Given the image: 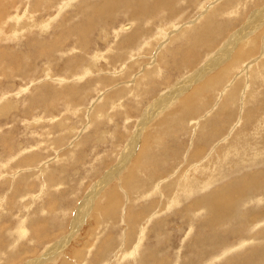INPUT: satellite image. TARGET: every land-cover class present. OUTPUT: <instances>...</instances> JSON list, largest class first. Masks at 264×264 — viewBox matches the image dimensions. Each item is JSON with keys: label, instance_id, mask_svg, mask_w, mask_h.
Listing matches in <instances>:
<instances>
[{"label": "rangeland", "instance_id": "obj_1", "mask_svg": "<svg viewBox=\"0 0 264 264\" xmlns=\"http://www.w3.org/2000/svg\"><path fill=\"white\" fill-rule=\"evenodd\" d=\"M155 1L0 0V264H264V0Z\"/></svg>", "mask_w": 264, "mask_h": 264}, {"label": "bare ground", "instance_id": "obj_2", "mask_svg": "<svg viewBox=\"0 0 264 264\" xmlns=\"http://www.w3.org/2000/svg\"><path fill=\"white\" fill-rule=\"evenodd\" d=\"M156 1H158V0H156ZM156 1H155V4H154V2H153V4L155 5V6H157V3H156ZM168 0H166V1H163V2H165L166 4L168 3L167 2ZM171 1V0H170ZM113 2V1H112ZM111 2V3H112ZM163 2L161 3V4H163ZM172 2V1H171ZM159 3H160V1H159ZM159 3H158V5H159ZM109 4V3H108ZM118 4V3H117ZM133 4V3H132ZM137 4H139V3H137ZM145 4V3H144ZM160 4V5H161ZM108 6V5H107ZM112 6V5H111ZM141 6V5H140ZM162 6V5H161ZM117 7V6H116ZM127 7V6H126ZM169 7V6H168ZM105 9H106V7H104ZM129 8V7H128ZM150 8V7H149ZM157 8V7H156ZM101 9H103V7L101 8ZM158 9V8H157ZM221 9H223V8H221ZM225 10V9H224ZM238 11V10H237ZM98 14V13H97ZM101 14V13H100ZM147 14V13H146ZM145 14V15H146ZM144 16V15H143ZM108 18V17H107ZM133 18V17H132ZM139 18V17H138ZM144 19V18H143ZM90 20V19H89ZM135 20H136V18H135ZM91 21V20H90ZM90 24H91V22H90ZM210 24V23H209ZM94 25V24H93ZM206 25V24H205ZM96 26V25H95ZM202 27V26H201ZM205 28H206V26H205ZM194 31H199V30H195V29H193ZM245 30V29H244ZM200 32H203V31H200ZM245 32V31H244ZM241 34V33H240ZM81 35H83V34H81ZM136 36V35H135ZM246 37V36H245ZM134 39H136V38H134ZM3 59V58H2ZM215 60V59H214ZM243 62V61H242ZM211 67V66H210ZM228 70H226V72H227ZM231 72V71H230ZM227 74H229V71H228V73ZM229 76V75H228ZM225 76H223V78H222V80H225V78H224ZM209 87V86H208ZM238 87V86H237ZM211 88V87H210ZM217 88V87H216ZM200 92H201V90H200ZM194 93V92H193ZM196 94V93H195ZM198 94V93H197ZM202 104V103H201ZM189 107V106H188ZM197 107V106H196ZM228 110V109H227ZM197 111V110H196ZM229 111V110H228ZM229 119V118H228ZM227 124V123H226ZM185 125V124H184ZM209 131H212V130H209ZM208 133V132H207ZM207 135V134H206ZM205 135V136H206ZM239 136V135H238ZM245 139V138H244ZM12 149V148H11ZM165 149V148H164ZM146 150H149V149H146ZM145 150V151H146ZM199 152V151H198ZM145 154V153H144ZM249 155V154H248ZM30 158V157H29ZM146 159L147 157H145V155H142V157H141V159ZM146 162H148V160L146 161V160H141V162H140V169H149V168H147V164H146ZM153 164H154V162H153ZM153 164L151 165V166H153ZM245 169V168H244ZM235 171V170H234ZM207 172V171H206ZM138 173V172H137ZM201 173H202V171H201ZM259 173V172H258ZM261 173V172H260ZM259 173V174H260ZM264 173V172H263ZM130 174V173H129ZM131 175V174H130ZM130 175H129V177H130ZM136 176V175H135ZM138 177V176H137ZM260 178H261V176H260ZM262 179V178H261ZM196 181L198 180V178L197 179H195ZM257 180V179H256ZM263 180V179H262ZM191 181V180H190ZM193 181V180H192ZM144 182V181H143ZM258 182V181H257ZM152 183V182H151ZM252 183V182H251ZM259 183V182H258ZM253 184V183H252ZM255 184H256V182H255ZM201 186V185H200ZM250 186V185H249ZM196 188H199L198 186L196 187ZM241 188V187H240ZM251 188H252V186L251 187H249L247 190H248V192L250 191V193L252 192L251 191ZM257 188H258V185H257ZM256 188V189H257ZM191 189H193V188H191ZM227 189V188H226ZM196 190H198V189H196ZM195 190V191H196ZM232 190V189H231ZM234 190V189H233ZM193 191V190H192ZM221 191V190H220ZM227 192H228V190H226ZM194 192V191H193ZM222 192V191H221ZM233 192V191H232ZM238 192H239V190H238ZM184 193V192H183ZM228 193H230V192H228ZM233 193H237V191H235V192H233ZM233 193H230V195L231 194H233ZM240 193V192H239ZM185 194V193H184ZM227 194V193H226ZM190 195V194H189ZM228 195V194H227ZM238 195V194H237ZM248 195V194H247ZM229 196V195H228ZM235 196V195H234ZM230 197L231 196H229V200H230ZM247 197V196H246ZM246 197H244V198H246ZM210 198V197H209ZM241 198V197H240ZM243 198V197H242ZM213 199V198H212ZM231 199H232V197H231ZM260 199H261V197H260ZM177 200V199H176ZM214 200V199H213ZM221 201V199H218L217 201ZM228 200V201H229ZM248 200V199H247ZM216 201V202H217ZM228 201H225L224 200V202H228ZM260 201H262V199L260 200ZM208 202V201H207ZM215 202V201H214ZM214 202H212V203H214ZM229 202H231V201H229ZM201 203V202H200ZM233 203H235V202H233ZM233 203H231L232 205H234ZM209 204V203H208ZM215 204H217V203H215ZM215 204L212 206V208H214V206H215ZM226 204V203H225ZM217 205H219L218 207H221L222 208V211H227V209H226V207H224L225 205H223V203H221V202H219ZM237 205V204H236ZM235 206V205H234ZM194 207H196V205L194 206ZM230 207V206H229ZM191 208V207H190ZM189 208V209H190ZM198 208V207H197ZM197 208H195L196 210H197ZM216 208V207H215ZM234 208V207H233ZM111 209V208H110ZM195 209H194V211H195ZM214 211H215V209H214ZM217 211V210H216ZM214 213L212 212V215H213ZM216 214V213H215ZM219 214H220V212H219ZM223 214V216H225L224 214V212L223 213H221V215ZM190 215V214H189ZM217 215V214H216ZM218 216H220V215H218ZM232 216V215H231ZM231 216H229V217H231ZM222 217V216H221ZM225 217H227V216H225ZM228 218V217H227ZM213 219H215V218H213ZM229 219V218H228ZM228 219H226V220H228ZM232 219V218H231ZM217 220V219H216ZM225 220V219H224ZM212 221V220H211ZM227 222L228 221H225V223L227 224ZM239 222H240V220H239ZM213 223V222H212ZM236 223V222H235ZM209 224H211V223H209ZM236 225V224H235ZM234 226V225H233ZM239 226V225H238ZM242 226V225H241ZM241 228H243V227H241ZM224 230V229H223ZM234 230V229H233ZM229 233V232H228ZM232 234V233H231ZM213 235V234H212ZM233 235V234H232ZM214 238V237H213ZM255 239V238H254ZM213 242H215V241H213ZM244 243V242H243ZM242 242H241V244H243ZM195 244V243H194ZM240 244V245H241ZM261 247V246H260ZM235 248V247H234ZM262 248H263V246H262ZM201 249V248H200ZM231 249H233V248H231ZM260 249V248H259ZM258 249V250H259ZM226 251V250H225ZM228 251V250H227ZM232 251V250H231ZM231 251H230V253H231ZM252 251V250H251ZM233 252V251H232ZM226 253V255H227V252H225ZM224 253V254H225ZM228 253H229V251H228ZM253 253V252H252ZM223 254V253H222ZM222 254L220 255V256H222ZM247 255V254H246ZM224 257H225V255H223ZM221 258V257H220ZM227 259V258H226ZM261 259H263V258H261ZM219 260V259H218ZM236 260V259H235ZM156 261V260H155ZM228 261H229V259H228ZM237 263H238V261H237ZM236 263V264H237ZM228 264H230V263H228ZM233 264V263H232ZM235 264V263H234ZM262 264V263H261Z\"/></svg>", "mask_w": 264, "mask_h": 264}]
</instances>
